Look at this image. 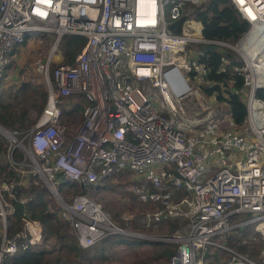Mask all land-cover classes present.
Wrapping results in <instances>:
<instances>
[{
	"label": "built area",
	"instance_id": "built-area-1",
	"mask_svg": "<svg viewBox=\"0 0 264 264\" xmlns=\"http://www.w3.org/2000/svg\"><path fill=\"white\" fill-rule=\"evenodd\" d=\"M208 1L0 0V84L10 51L27 35L49 34L55 49L65 33L86 37L73 61L56 64L55 85L45 72L47 99L37 122L26 132L0 124L8 143L0 157L17 176L0 183V264H13L18 251L43 239L40 221L27 212L33 193L24 191L39 180L80 247L108 234H139L86 192L66 199L59 191L62 182L98 185L125 172L138 181L131 190L139 200L157 204L141 214V224L185 222L182 233L159 238L175 243L169 264H205L214 247L227 252L216 264H264V101L254 95L264 85L256 60L264 56V0H231L248 22L233 44L203 36L196 13ZM206 44L222 53L234 48L242 57L233 65L243 82L234 92L246 106L240 125L229 114L221 120L212 106L217 90L202 88L218 83L207 78ZM228 62L222 57L218 70ZM73 94L87 102L81 124L68 134L62 102ZM15 203L23 205L19 219ZM246 224L263 235L259 259L222 240Z\"/></svg>",
	"mask_w": 264,
	"mask_h": 264
},
{
	"label": "trees",
	"instance_id": "trees-1",
	"mask_svg": "<svg viewBox=\"0 0 264 264\" xmlns=\"http://www.w3.org/2000/svg\"><path fill=\"white\" fill-rule=\"evenodd\" d=\"M196 17L201 20L202 34L206 39H218L224 40L230 43H234L239 36L247 29L248 22L240 15L236 7L232 4L231 0H209L202 9L196 13ZM28 35L25 37L22 44L28 40ZM86 41V37L81 34L65 33L61 36L59 41L60 53L62 54L64 61H73L76 54L82 49ZM17 48L14 47L10 51L11 54ZM224 57L228 59L225 71H220V59ZM205 59L211 70L207 74V78L216 80L221 84H214L213 87L203 86L205 93L210 94L213 89L217 90V99L226 100L227 114L231 115L232 119L238 124H242L246 117V106L242 101L241 96L234 92V89L240 88L243 84L242 77L233 71V65L236 61L235 54L231 48H226L222 53L221 50L212 49L206 52L202 57ZM264 59V58H263ZM11 62V57L7 68ZM258 62V61H257ZM52 84L55 85L53 77H51ZM18 93L12 95L11 102H2L0 100V122L7 126H26L29 120L30 110L36 111L37 115L41 113L47 99L46 85L41 83L38 85H30L28 82H21L18 85ZM257 98L264 101V85L255 89ZM79 98L77 103L75 102L68 110L65 109V113L70 110L83 109L86 98L80 94L70 95L66 103L70 104L69 100ZM82 100L84 103L82 104ZM38 115V116H39ZM30 127L24 130L26 132ZM21 133V135L24 134ZM4 138L0 135V156L7 149L8 143L4 145ZM6 141V140H5ZM7 142V141H6ZM3 151V152H2ZM2 152V153H1ZM16 155L17 152H14ZM0 177L7 178L8 180L16 179V173L13 168L0 157ZM64 184L62 182L61 185ZM74 185V184H73ZM23 190V189H21ZM24 191L33 193V198L28 202L27 212L31 218L38 219L44 228V236L42 241L32 246L27 250L18 251L12 258L13 264H96V261H101L104 255V246L107 241L115 243H124L128 246H138L142 251L145 250L146 256L137 258V264H169L170 257L172 256L175 248L171 242H165L162 240H149L142 237H135L125 234H108L98 240L91 246L82 248L78 245L75 235L69 234L66 229L62 230L61 223L57 218L56 211H51L48 208V203L51 201L50 191L43 184L29 183ZM48 193V197H46ZM23 211V205L15 203V215L20 218ZM243 218L246 215L242 216ZM251 224H246L240 227H235L233 230L225 235L222 240L228 245H232L238 250H247L246 245L242 244L241 240L247 233V227ZM256 233L255 231L252 232ZM49 239H53V246L49 247ZM145 244L149 246L146 249ZM262 242L258 248L248 249V254L254 256L259 253ZM254 244H252L253 246ZM213 250V256L211 257V264L220 262L224 257L222 254L227 252L221 248H209ZM89 253V254H88ZM208 254V253H207Z\"/></svg>",
	"mask_w": 264,
	"mask_h": 264
},
{
	"label": "rangeland",
	"instance_id": "rangeland-1",
	"mask_svg": "<svg viewBox=\"0 0 264 264\" xmlns=\"http://www.w3.org/2000/svg\"><path fill=\"white\" fill-rule=\"evenodd\" d=\"M205 1H202L200 4H203ZM53 34V33H52ZM53 38L49 34L40 33L36 36H30L26 43L19 44L16 46V50L11 54V62L9 67L6 70L5 78L2 80L0 84V100L4 103L12 101V95L14 93H18V85L25 81L30 85H38L45 84L46 88H48V82L45 75L47 72L49 77V82L52 84L51 77L52 71L55 68L57 63L63 62L64 58L60 53V48L57 45L56 49L53 47ZM231 48V47H230ZM236 56V58H240L242 60L241 55L237 50L231 48ZM264 49V48H263ZM49 56L53 58H49ZM257 60V59H256ZM258 61V60H257ZM43 64V67L40 65ZM264 67V66H263ZM263 76V77H262ZM261 79L264 78V73L262 74ZM139 87L144 91L146 90L144 85L141 83ZM74 95V94H73ZM206 97L207 94H204ZM69 96L62 102V106L65 109H70L72 105L79 100V98H71L67 104L66 101L70 98ZM195 104H197L196 100H193ZM87 102V101H86ZM84 100H82V104ZM212 106L214 108V112L220 115L221 120H223V116L227 115L226 105L224 101L219 100L218 103L213 102ZM196 108H191L189 113H194ZM39 115V114H38ZM38 115L36 111L33 109L30 110L29 120L26 123V126H5L9 129H25L30 127L32 124L34 125L38 120ZM62 121L66 126V130L68 134H72L78 128L82 121V112L81 110H70L68 113H65L62 117ZM4 138V137H3ZM5 139V138H4ZM7 142L4 140V145ZM3 152V151H2ZM1 152V153H2ZM5 179L0 177L1 181ZM138 181L134 178L130 173H122L111 176L103 181H101L98 185H89L81 187L77 184H69L68 182H64L59 188L60 193L67 199L70 195H75L79 192H86L93 200L100 203L104 210H106L111 218L120 225H126L130 230L134 232H138L139 234L134 235L135 237H142L149 240H162L166 243L168 241L159 238H166L175 235L176 233H182L183 228L185 226V222L180 218H163L162 222L154 227H146L139 222V218L141 214H143L146 210L155 209L157 204L143 202L140 201L137 195L131 190V186L136 184ZM37 184H42V181L39 180ZM48 193L46 195L48 197ZM51 201L48 203V208L51 211H56L57 218L61 223L62 230H65L74 235L72 227L66 219L61 216L60 207L57 203V199L50 193ZM244 213H242L243 215ZM125 218H128V222L125 221ZM41 223V222H40ZM42 225V223H41ZM43 236H44V228ZM247 233L246 236L241 240L242 244L246 245L247 250H243L248 252V249L254 247L258 248L259 244L262 242L261 247L263 245V235L259 232L255 225H249L246 228ZM256 233H252V232ZM108 242L104 246V255L105 258L101 261H96V264H137V258L146 256L145 250H141L138 246H128L124 245V243H115ZM172 245H174L172 241H170ZM53 239H49V247L53 245ZM252 244H254L252 246ZM146 249L149 248L147 244H145ZM233 249H237L236 247L230 245ZM260 247V249H261ZM83 248V247H82ZM214 250V249H211ZM89 254V253H88ZM222 257H226V254H222ZM255 259H259L260 250L255 256ZM205 264H211V259L205 261Z\"/></svg>",
	"mask_w": 264,
	"mask_h": 264
},
{
	"label": "water",
	"instance_id": "water-1",
	"mask_svg": "<svg viewBox=\"0 0 264 264\" xmlns=\"http://www.w3.org/2000/svg\"><path fill=\"white\" fill-rule=\"evenodd\" d=\"M204 49L207 51L212 50V49H216V45L215 44H206L204 46Z\"/></svg>",
	"mask_w": 264,
	"mask_h": 264
},
{
	"label": "crops",
	"instance_id": "crops-1",
	"mask_svg": "<svg viewBox=\"0 0 264 264\" xmlns=\"http://www.w3.org/2000/svg\"><path fill=\"white\" fill-rule=\"evenodd\" d=\"M263 58H264V56L260 59H257V60H260L262 62V65H264V59Z\"/></svg>",
	"mask_w": 264,
	"mask_h": 264
},
{
	"label": "clouds",
	"instance_id": "clouds-1",
	"mask_svg": "<svg viewBox=\"0 0 264 264\" xmlns=\"http://www.w3.org/2000/svg\"><path fill=\"white\" fill-rule=\"evenodd\" d=\"M28 38H30V36L28 37ZM59 44V43H58ZM65 114V113H64ZM39 117V116H38Z\"/></svg>",
	"mask_w": 264,
	"mask_h": 264
},
{
	"label": "bare ground",
	"instance_id": "bare-ground-1",
	"mask_svg": "<svg viewBox=\"0 0 264 264\" xmlns=\"http://www.w3.org/2000/svg\"><path fill=\"white\" fill-rule=\"evenodd\" d=\"M262 66H264V65H262ZM263 77V76H262ZM264 79V78H263Z\"/></svg>",
	"mask_w": 264,
	"mask_h": 264
}]
</instances>
